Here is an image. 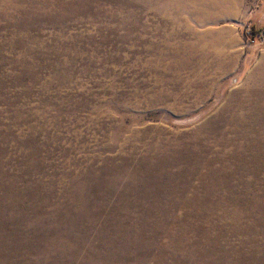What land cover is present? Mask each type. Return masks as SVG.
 I'll use <instances>...</instances> for the list:
<instances>
[{"label":"rangeland","instance_id":"rangeland-1","mask_svg":"<svg viewBox=\"0 0 264 264\" xmlns=\"http://www.w3.org/2000/svg\"><path fill=\"white\" fill-rule=\"evenodd\" d=\"M260 2L0 0V264H264Z\"/></svg>","mask_w":264,"mask_h":264},{"label":"trees","instance_id":"trees-1","mask_svg":"<svg viewBox=\"0 0 264 264\" xmlns=\"http://www.w3.org/2000/svg\"><path fill=\"white\" fill-rule=\"evenodd\" d=\"M261 23H262V21H261ZM263 28L264 27L256 26V25L253 27L255 36H257L258 38H260L261 40L264 41Z\"/></svg>","mask_w":264,"mask_h":264},{"label":"built area","instance_id":"built-area-1","mask_svg":"<svg viewBox=\"0 0 264 264\" xmlns=\"http://www.w3.org/2000/svg\"><path fill=\"white\" fill-rule=\"evenodd\" d=\"M252 29L250 28V31H248L250 37H254V33L251 31Z\"/></svg>","mask_w":264,"mask_h":264},{"label":"crops","instance_id":"crops-1","mask_svg":"<svg viewBox=\"0 0 264 264\" xmlns=\"http://www.w3.org/2000/svg\"><path fill=\"white\" fill-rule=\"evenodd\" d=\"M258 3H261L260 0H258ZM260 5H261V4H260ZM260 5H259V6H260ZM258 11H259V10H258ZM258 22H261V21L258 20ZM258 22L255 24L256 26H259Z\"/></svg>","mask_w":264,"mask_h":264}]
</instances>
